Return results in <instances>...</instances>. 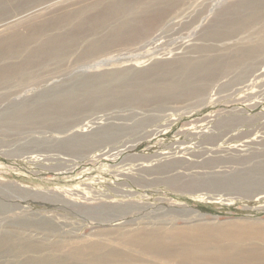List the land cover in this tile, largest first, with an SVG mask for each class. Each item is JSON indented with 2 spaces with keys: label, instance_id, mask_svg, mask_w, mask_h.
<instances>
[{
  "label": "rangeland",
  "instance_id": "374dc122",
  "mask_svg": "<svg viewBox=\"0 0 264 264\" xmlns=\"http://www.w3.org/2000/svg\"><path fill=\"white\" fill-rule=\"evenodd\" d=\"M246 1H0V24L44 7L0 33V264H96L74 253L92 244L145 264L127 235L180 228L264 256V0Z\"/></svg>",
  "mask_w": 264,
  "mask_h": 264
},
{
  "label": "bare ground",
  "instance_id": "6f19581e",
  "mask_svg": "<svg viewBox=\"0 0 264 264\" xmlns=\"http://www.w3.org/2000/svg\"><path fill=\"white\" fill-rule=\"evenodd\" d=\"M257 1L258 0L246 1L243 3V6L246 5L245 6L246 9H251V8L258 9V7H256V5L258 3ZM52 2H51V4H52ZM46 6H47V4H46ZM42 10H44V7L43 8L38 7L37 9L31 11L30 13L29 12L25 13L23 15H20L19 17L17 16V18L12 19L11 21H9L7 23L0 24V33L2 31H4L5 29L10 28L12 25H14V24L16 25V23L18 21L22 20L23 18H26L27 16H31L34 14L41 13ZM259 14H261V13H258L257 15H259ZM248 17L252 21L254 20V19H252L253 16L252 17L248 16ZM239 23L240 22H237V23L235 22L234 24L230 25V27H228V30H226V31H229V29H231L232 34L235 32L239 33L240 30L244 31V29H245L244 24L241 25ZM146 26H150V24H147ZM246 31H249L248 28H246ZM218 33H220V32H218ZM249 33H250V31H249ZM224 34H225V32H224ZM235 36L240 38L239 35H235ZM245 40H246V38H245ZM237 42L239 43L238 40H237ZM212 45H214V44L212 43ZM54 47H55V43H52L51 41H49L47 43V45L44 47L45 49L40 48V50L44 53L45 52L44 50H46V52H47V49L52 50V48H54ZM210 47H212V46H210ZM260 48H261L260 45L256 46V49H254V50L251 49L252 51H250L249 53L257 52V50H260ZM217 63H219V62H217ZM208 65L212 66L210 64H208ZM213 67H215V66H213ZM201 73H204V72H201ZM153 77H154L153 74L144 73V75H142V79L138 78L133 87L135 89H137V91L146 90L147 88L150 89L151 83H149V85H147V83H148V81L151 82L150 80L153 79ZM111 79H113V78H111ZM116 79H117V77H116ZM144 83H146V85H144ZM106 86H107V84L105 85V87ZM130 86H132V85H130ZM144 86H147V87H144ZM111 93H112V91H111ZM104 94H106V93H104ZM107 94H108V92H107ZM98 96L99 95H97V97ZM90 99H91V96H90ZM68 103H71L70 100L68 101ZM68 105H70V104H68ZM59 107L62 109L64 107V105H62V107H61V105H59L58 107L54 108V110H58ZM259 236L264 239V231L262 233H260ZM213 239H212L210 231H204V230L199 229V228H180V229H177V232L175 231V232H171V233H169V232H161V233H159V232H152V233L151 232H149V233L148 232H146V233L133 232V233H130L127 235V242H125V247L129 251H133V252H136L140 255H143L145 257V260H146L145 264H264V256H261L262 258H260V259L256 258V256H255V252L258 255V253H260V252H258V250H261V249H254V250L251 249V250L243 251L239 246H231L230 247V246H227L223 243H220V241H218V240L216 241V239H214V240ZM85 245H88V244H85ZM82 247H84V246H82ZM102 249L103 248L100 244H92L90 246L88 245L86 248H83L80 251H74V253L77 254V252H79L78 254H81V255L84 254V252L85 253L86 252L94 253V255H96V262H95L96 264H107V263L132 264L131 263L132 259L129 257V255H127L126 253H124L122 251L123 249L122 250L112 249V250L104 252V254L102 252L103 251ZM78 257L79 256H77V258ZM89 260H88V262H89ZM46 263H48V262L46 261Z\"/></svg>",
  "mask_w": 264,
  "mask_h": 264
}]
</instances>
